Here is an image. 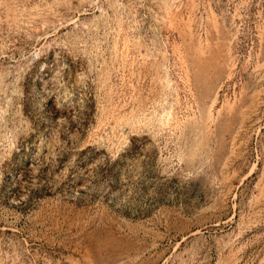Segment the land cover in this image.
Instances as JSON below:
<instances>
[{
    "label": "rangeland",
    "instance_id": "1",
    "mask_svg": "<svg viewBox=\"0 0 264 264\" xmlns=\"http://www.w3.org/2000/svg\"><path fill=\"white\" fill-rule=\"evenodd\" d=\"M0 264H264V0H0Z\"/></svg>",
    "mask_w": 264,
    "mask_h": 264
},
{
    "label": "bare ground",
    "instance_id": "2",
    "mask_svg": "<svg viewBox=\"0 0 264 264\" xmlns=\"http://www.w3.org/2000/svg\"><path fill=\"white\" fill-rule=\"evenodd\" d=\"M48 81H49V79L47 80V82H48ZM48 84H49V83H48ZM46 87H47V86H46ZM45 90H46V89H45ZM48 91H49V90H48ZM48 91H47V92H48Z\"/></svg>",
    "mask_w": 264,
    "mask_h": 264
}]
</instances>
